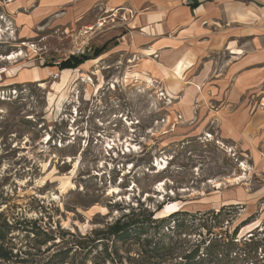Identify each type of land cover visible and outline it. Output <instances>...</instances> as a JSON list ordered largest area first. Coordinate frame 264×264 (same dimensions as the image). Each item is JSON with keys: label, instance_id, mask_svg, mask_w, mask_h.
Returning <instances> with one entry per match:
<instances>
[{"label": "rangeland", "instance_id": "1", "mask_svg": "<svg viewBox=\"0 0 264 264\" xmlns=\"http://www.w3.org/2000/svg\"><path fill=\"white\" fill-rule=\"evenodd\" d=\"M113 9L80 18L75 0H0V58L22 55L0 60V245L11 251L0 264H140L147 239L159 246L152 264H264L260 209L224 203L263 176L207 124V108L220 106L207 79L187 73L194 89L172 96L147 74L125 76L115 40L141 32L136 16L108 21L89 59L59 67L85 26ZM124 222L147 232H113Z\"/></svg>", "mask_w": 264, "mask_h": 264}, {"label": "crops", "instance_id": "2", "mask_svg": "<svg viewBox=\"0 0 264 264\" xmlns=\"http://www.w3.org/2000/svg\"><path fill=\"white\" fill-rule=\"evenodd\" d=\"M75 6L80 18L96 7L137 11L132 25L141 32L127 42L115 40L124 51L115 61L128 65L125 76L134 72L141 82L150 78L147 74L172 96L194 89L183 80L187 73L194 72L195 83L207 79V97L215 96L220 105L207 108V124L241 146L243 157L263 176L258 187L243 186L237 200L224 203L256 207L260 213L254 224L264 223V102L242 101L249 92L264 98V0H75ZM201 63L202 71L196 67ZM33 71L41 77L39 69Z\"/></svg>", "mask_w": 264, "mask_h": 264}, {"label": "trees", "instance_id": "3", "mask_svg": "<svg viewBox=\"0 0 264 264\" xmlns=\"http://www.w3.org/2000/svg\"><path fill=\"white\" fill-rule=\"evenodd\" d=\"M108 47V44L106 43L104 46L102 47H97L95 50V55H99L102 51H104L106 48ZM89 59V57L86 54H81V55H70L68 58L64 59L62 62H60L59 67L61 69L63 68H67V67H77L79 66L81 63H83L85 60ZM131 222H124L122 223V225L120 226H113V232L119 233L121 234V236H130L133 235V233H131L132 231L135 232L137 238L141 237L139 236V234H143L147 232V229H145L144 227H142L143 225H139L140 227L136 228V229H131ZM138 231V232H137ZM3 233H1L0 231V240H2L3 238ZM230 243H233V241H230ZM212 246L214 245V243L211 244ZM211 245H209L208 247H211ZM234 245V243H233ZM232 246V245H231ZM260 246L259 244L257 245V247ZM242 250L243 253L246 254V251L243 250L242 248H239ZM228 251L226 252L227 254H230L232 251V247L227 249ZM154 252H159V246H157V243H151V240L147 239V247H145L144 249H142V259L140 264H152L150 262V258L152 256V253ZM159 255H153L154 256H160L161 253H158ZM11 257V251H8L5 247H3L2 245H0V260H2V258L5 259H9Z\"/></svg>", "mask_w": 264, "mask_h": 264}, {"label": "built area", "instance_id": "4", "mask_svg": "<svg viewBox=\"0 0 264 264\" xmlns=\"http://www.w3.org/2000/svg\"><path fill=\"white\" fill-rule=\"evenodd\" d=\"M136 13L137 11L134 10L132 7H117L110 11L108 14H105L106 16L110 14L109 16H107V18H100L95 23L85 26V29L82 30L83 33H81V35L85 37L81 38L79 41L78 38L81 35L76 36L75 44L71 51V55L85 54V52L88 50L89 41L94 38L96 34L100 33L103 30L108 21L111 22L114 27L123 24L126 25L129 24L128 17L132 19L134 18V16H136ZM127 30L132 33L131 28L127 27ZM88 33L91 34L86 35Z\"/></svg>", "mask_w": 264, "mask_h": 264}, {"label": "bare ground", "instance_id": "5", "mask_svg": "<svg viewBox=\"0 0 264 264\" xmlns=\"http://www.w3.org/2000/svg\"><path fill=\"white\" fill-rule=\"evenodd\" d=\"M9 55V56H8ZM19 55H21V53H17V52H12V53H10V54H7V55H3V56H1V58H0V60H11V59H16V57H18ZM22 56V55H21ZM43 85V84H42ZM243 166H245V167H248L246 164H244ZM242 178V176L240 175V176H236L235 178H231L229 181H235V182H237V181H240V179ZM214 180H212L211 182H213ZM215 182V185L217 186V187H221L222 186V182H220V181H214ZM165 185V184H164Z\"/></svg>", "mask_w": 264, "mask_h": 264}]
</instances>
